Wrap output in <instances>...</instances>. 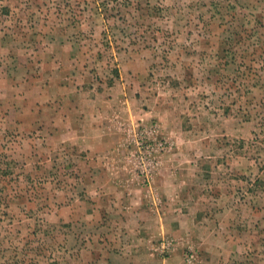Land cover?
I'll use <instances>...</instances> for the list:
<instances>
[{
	"label": "rangeland",
	"instance_id": "rangeland-1",
	"mask_svg": "<svg viewBox=\"0 0 264 264\" xmlns=\"http://www.w3.org/2000/svg\"><path fill=\"white\" fill-rule=\"evenodd\" d=\"M0 264H264V0H0Z\"/></svg>",
	"mask_w": 264,
	"mask_h": 264
},
{
	"label": "crops",
	"instance_id": "crops-1",
	"mask_svg": "<svg viewBox=\"0 0 264 264\" xmlns=\"http://www.w3.org/2000/svg\"><path fill=\"white\" fill-rule=\"evenodd\" d=\"M91 155H95V153L93 152H90ZM99 159V161L101 162V164L99 163L98 161V164H95L97 166V168L95 167H89L88 169V174H85L86 176L88 177H93V178H96V177H101V176H104L107 180V182L104 184V187L103 189H100V191L102 192H111L112 190L114 191H117L116 193L118 194H121V192L123 193L124 197H127L126 199H131V201H134V198H131L132 195H130L131 193L128 191V189L126 188H130L129 186H125L124 187V184L120 183L121 181H118L116 180V178H125L127 173L124 171V170H117L115 171V168L117 167L118 169L123 165L121 164V161L123 162V160H120L117 161L115 160L116 162H118V164L116 165L115 163L112 162L111 160V156L109 157V160L106 161L107 163H103L104 161V158H101V157H97ZM114 159V158H113ZM95 162V160H94ZM93 161H89V165L91 164L92 165ZM110 163H112L111 167H110ZM104 164V165H103ZM94 165V166H95ZM98 166H101L100 167V170L98 169ZM105 168H102L104 167ZM122 184V185H120ZM141 191V189H139ZM142 192L138 193V191H136V203H143L145 202L143 198H140L139 196L141 195ZM108 201H110V198H108ZM119 202H120V198H119ZM137 210V209H136ZM136 214H139L137 211H136Z\"/></svg>",
	"mask_w": 264,
	"mask_h": 264
},
{
	"label": "built area",
	"instance_id": "built-area-1",
	"mask_svg": "<svg viewBox=\"0 0 264 264\" xmlns=\"http://www.w3.org/2000/svg\"><path fill=\"white\" fill-rule=\"evenodd\" d=\"M138 165L142 168V171H146L147 174L151 171V169L155 166V160L148 155H140L137 160Z\"/></svg>",
	"mask_w": 264,
	"mask_h": 264
}]
</instances>
